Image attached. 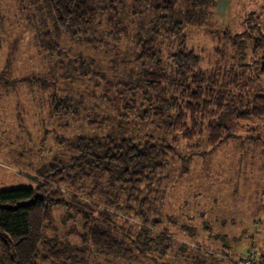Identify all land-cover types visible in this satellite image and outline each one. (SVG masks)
<instances>
[{"label":"trees","instance_id":"16d2710c","mask_svg":"<svg viewBox=\"0 0 264 264\" xmlns=\"http://www.w3.org/2000/svg\"><path fill=\"white\" fill-rule=\"evenodd\" d=\"M127 2L46 0L52 26L37 34L40 47L62 78L90 75L101 91L79 95L58 89L57 79L22 80L41 94L57 129L78 132L55 138L59 151L29 177L30 186L0 191V264H86L91 251L130 262L137 251L166 256L176 245L153 218L154 204L175 162L189 165L215 151L234 138L233 127L264 128V92L234 106L240 75L198 71L201 56L186 47L185 28L211 17L217 0H188L185 10L179 0H130L131 12ZM130 15L139 24L134 33ZM65 35L93 48L130 36L135 66L108 79L92 61L68 54ZM161 39L172 40L167 54ZM63 210L61 222L80 227L64 235L55 225ZM180 250L202 262L187 256L186 246ZM256 259L264 264V254Z\"/></svg>","mask_w":264,"mask_h":264},{"label":"rangeland","instance_id":"374dc122","mask_svg":"<svg viewBox=\"0 0 264 264\" xmlns=\"http://www.w3.org/2000/svg\"><path fill=\"white\" fill-rule=\"evenodd\" d=\"M217 1L210 8L211 17L185 28L186 47L201 56L198 71L220 69L240 75L233 105L243 101L247 106L254 95L264 92V0ZM187 2L179 0V5L185 10ZM127 6L129 12L130 0ZM50 17L46 0H0V191L30 186L29 177L59 151L55 138L78 132L57 129L41 94L22 80L57 79L58 89L79 95L101 91L90 75L74 81L56 73L54 61L37 38L39 32L51 29ZM131 17L125 21L134 33L139 24L137 18L131 23ZM130 40V36L109 38L108 45L93 48L65 35L60 43L70 56L81 55L98 65L108 79L117 80L135 66ZM159 42L167 54L172 40ZM99 108L106 111L101 104ZM233 132L234 138L208 155L196 156L189 165L176 161L172 179L159 189L153 218L161 221V231L173 237L176 246L171 253L152 257L137 251V260L130 262L91 251L85 256L86 264H233L232 260H244L252 250L264 254V128L233 127ZM185 149L186 143H181L182 155ZM64 211L55 213L62 235L80 228L78 222H61ZM183 245L187 256L202 262L184 258L179 253Z\"/></svg>","mask_w":264,"mask_h":264},{"label":"built area","instance_id":"2783aa9c","mask_svg":"<svg viewBox=\"0 0 264 264\" xmlns=\"http://www.w3.org/2000/svg\"><path fill=\"white\" fill-rule=\"evenodd\" d=\"M257 258V255L255 253V251H250L247 255V257L244 259V260H241V261H237L235 260L234 262L238 264H256V259Z\"/></svg>","mask_w":264,"mask_h":264}]
</instances>
